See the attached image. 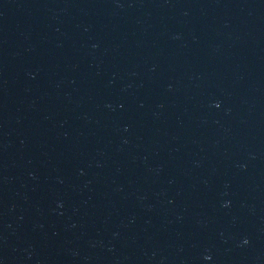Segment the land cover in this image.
<instances>
[{
  "label": "water",
  "instance_id": "95a60500",
  "mask_svg": "<svg viewBox=\"0 0 264 264\" xmlns=\"http://www.w3.org/2000/svg\"><path fill=\"white\" fill-rule=\"evenodd\" d=\"M0 264H264V0H0Z\"/></svg>",
  "mask_w": 264,
  "mask_h": 264
}]
</instances>
